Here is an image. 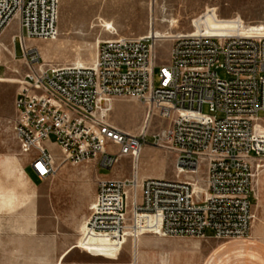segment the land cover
<instances>
[{
    "label": "built area",
    "instance_id": "2783aa9c",
    "mask_svg": "<svg viewBox=\"0 0 264 264\" xmlns=\"http://www.w3.org/2000/svg\"><path fill=\"white\" fill-rule=\"evenodd\" d=\"M60 2L0 0V38L18 26L12 40L21 46L26 72L14 101V131L38 179L56 172L51 145L71 165L95 161L99 170H113L122 158L130 161L127 178L98 180L77 248L112 257L110 251L118 255L146 234L249 238L250 199L264 168V25L244 34L207 33L203 24L197 31L206 10L192 21L193 32L158 34L151 22L144 36L100 42L91 65L55 66L28 42L57 37ZM231 21L245 24L239 16ZM163 41L171 42L169 57L159 62ZM119 98L141 103L149 122L167 123L151 135L152 146L173 154L174 178L140 177L148 133L130 134L108 121Z\"/></svg>",
    "mask_w": 264,
    "mask_h": 264
},
{
    "label": "rangeland",
    "instance_id": "374dc122",
    "mask_svg": "<svg viewBox=\"0 0 264 264\" xmlns=\"http://www.w3.org/2000/svg\"><path fill=\"white\" fill-rule=\"evenodd\" d=\"M213 9L218 18L211 14ZM206 10L195 22L197 31L203 24L207 33L244 34L250 27L264 25V0H154L152 8L149 0H61L57 37L50 41L31 40L28 45L37 49L47 64L88 66L95 61L97 46L104 40L144 36L151 22L158 34L193 32L192 21ZM238 16L245 21L242 26L239 21H231ZM17 33L18 26L13 23L0 38V193L14 192L20 201L13 210H0V264H54L67 247L76 246L77 231H84L94 207L98 180L110 177L113 170H99L95 161L71 165L63 161L62 151L51 145L56 157L55 174L40 180L36 187L23 179L17 162L24 168L30 157L22 151L14 131V101L21 75L26 72L21 46L12 40ZM170 45V41L161 42L157 49L159 62L168 60ZM219 76L226 78L222 70ZM117 100L123 103V109L111 111L108 121L139 133L146 124L145 107L134 99ZM166 124L157 117L148 124L139 163L141 178L156 174L174 178L173 154L152 146L151 135ZM123 159L116 168L129 176L130 161ZM28 175L33 177L32 169ZM255 193L250 199L254 216L260 214L264 218V168L257 174ZM259 203L261 212L256 207ZM172 248H181L185 254L176 258ZM121 254L128 256V264H162L163 260L168 264H264V232L259 240L164 238L146 234L130 241L123 252L114 253L112 258L118 259Z\"/></svg>",
    "mask_w": 264,
    "mask_h": 264
},
{
    "label": "crops",
    "instance_id": "0c3cea01",
    "mask_svg": "<svg viewBox=\"0 0 264 264\" xmlns=\"http://www.w3.org/2000/svg\"><path fill=\"white\" fill-rule=\"evenodd\" d=\"M122 106H123L122 102L118 101L117 99L114 100L112 103V112L116 113L118 110L123 109ZM114 126L124 132L134 134L128 131V129L124 128L123 126L121 127L116 126V125ZM123 160L124 162L128 163L127 158H124ZM17 169L20 172V174L23 176V179L26 178L32 186L36 187L38 183H40V179H38L34 171H33V177H30L28 175V171L32 169L29 164L28 165L26 164L24 168H22L20 164L17 162ZM127 177H128V172L122 171L120 168L115 167L113 169V174L110 177H102V178L112 180V179H122V178H127ZM142 178H166V177L164 174H156L153 176L143 175ZM18 203H20V201L14 192L0 193V210H4V209L13 210L14 208H16ZM256 207L258 208L259 212H261V204L259 203V205ZM263 232H264V218L262 217V215L260 216V214L259 215L255 214V221H254V225L252 226L250 239L259 240V237H262ZM128 244H129V241H128ZM142 246H144V243L142 244ZM124 248L122 249V252ZM101 250L106 251V249H102V248ZM80 252L83 253V255H80ZM114 253L116 252L110 251L109 255L113 256ZM54 264H128V256L122 255V256H119L118 259L117 258L113 259L112 257H106V256H102L99 254H93V253L81 251L76 246L73 245V246L67 247L64 250V252L60 255L57 262ZM166 264H168L167 261H166Z\"/></svg>",
    "mask_w": 264,
    "mask_h": 264
},
{
    "label": "bare ground",
    "instance_id": "6f19581e",
    "mask_svg": "<svg viewBox=\"0 0 264 264\" xmlns=\"http://www.w3.org/2000/svg\"><path fill=\"white\" fill-rule=\"evenodd\" d=\"M164 22H166V21H164ZM108 24V23H107ZM109 25V24H108ZM212 34H226V33H212ZM229 34V33H228ZM77 65H82V66H85L84 64H80V63H78ZM20 83V82H19ZM112 111V108H111V110H110V112ZM148 124H149V120H147L146 119V124H145V126L142 128L143 130H147V128H148ZM82 233L83 232H81V231H77V234H78V239L81 237V235H82ZM102 249H105V248H103L102 247ZM172 251H174V253L176 254L175 255V257L177 258L178 256H180V255H183V254H185L184 253V250L183 249H176V248H172ZM167 261V260H166ZM166 261H162V264H166ZM158 262V261H157ZM180 264H182V263H180Z\"/></svg>",
    "mask_w": 264,
    "mask_h": 264
}]
</instances>
